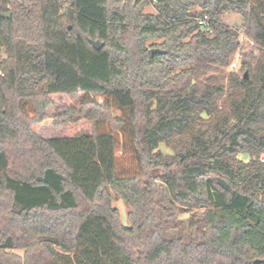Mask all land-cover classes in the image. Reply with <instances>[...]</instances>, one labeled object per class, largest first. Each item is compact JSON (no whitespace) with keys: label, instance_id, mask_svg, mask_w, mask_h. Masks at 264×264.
I'll return each instance as SVG.
<instances>
[{"label":"trees","instance_id":"16d2710c","mask_svg":"<svg viewBox=\"0 0 264 264\" xmlns=\"http://www.w3.org/2000/svg\"><path fill=\"white\" fill-rule=\"evenodd\" d=\"M151 3L156 14L145 13ZM229 13L261 52L244 54L248 79L218 76L241 47L239 32L220 22ZM205 15L212 35L198 23ZM55 95L77 105L54 118L62 135L42 138L33 127L49 118ZM159 183L200 242L162 236ZM112 191L130 208L128 226ZM256 260L264 0H0V264Z\"/></svg>","mask_w":264,"mask_h":264},{"label":"rangeland","instance_id":"374dc122","mask_svg":"<svg viewBox=\"0 0 264 264\" xmlns=\"http://www.w3.org/2000/svg\"><path fill=\"white\" fill-rule=\"evenodd\" d=\"M146 14H156V9L154 3H151L145 8ZM221 23H224L234 30H237L240 34L241 47L239 51L231 57L230 65L226 68H222L218 76L226 79L230 73H238L240 76L248 74V72H242V61L244 54L251 55L254 52L255 57L261 56V52L258 50L256 44L246 37L245 33L242 31L243 21L240 16L229 13L221 17ZM162 41L155 40L150 41L148 46L152 44H160ZM53 105L48 110L49 118L33 127V130L42 138H50L62 135L59 128L54 126V118L60 114L63 109L67 106L77 105V101L68 98L64 95H55L52 97ZM160 150L166 154H171V150L165 145L160 146ZM239 159L244 162H248V157L244 154L239 155ZM159 194H158V204L159 210L157 212V223L159 225V230L162 236L166 239H178L182 238L184 242H189L194 239L196 242L202 240V231L194 232L190 229L188 225L190 214L183 210L178 209L177 215H173L172 211V201L166 187L159 183ZM112 195V206L116 208L121 216V221L124 226H128V214L130 212L129 206L115 193L111 192ZM16 254L23 256L24 253L21 251H16Z\"/></svg>","mask_w":264,"mask_h":264},{"label":"built area","instance_id":"2783aa9c","mask_svg":"<svg viewBox=\"0 0 264 264\" xmlns=\"http://www.w3.org/2000/svg\"><path fill=\"white\" fill-rule=\"evenodd\" d=\"M198 23L202 30L206 31L208 34L212 35L214 33V29L212 27V19L210 16L205 15L199 18Z\"/></svg>","mask_w":264,"mask_h":264},{"label":"water","instance_id":"95a60500","mask_svg":"<svg viewBox=\"0 0 264 264\" xmlns=\"http://www.w3.org/2000/svg\"><path fill=\"white\" fill-rule=\"evenodd\" d=\"M9 16V15H8ZM90 44L97 50L100 51L102 50V48L104 47V44L100 41H94V40H90ZM153 54H165L164 51L160 50V49H153L152 50ZM246 79H248V75L246 74ZM264 260H256L254 262V264H263Z\"/></svg>","mask_w":264,"mask_h":264}]
</instances>
